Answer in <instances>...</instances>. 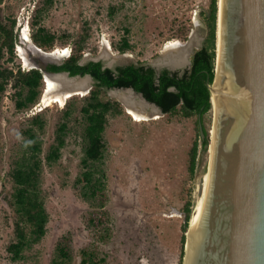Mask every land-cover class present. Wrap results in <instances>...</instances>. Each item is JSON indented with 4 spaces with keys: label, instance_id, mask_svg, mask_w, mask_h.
I'll return each instance as SVG.
<instances>
[{
    "label": "rangeland",
    "instance_id": "1",
    "mask_svg": "<svg viewBox=\"0 0 264 264\" xmlns=\"http://www.w3.org/2000/svg\"><path fill=\"white\" fill-rule=\"evenodd\" d=\"M38 2L0 0V11L17 19L16 56L9 66L25 70L31 67L24 64L28 46L20 37L26 27L31 36V17ZM209 2L54 0L42 24L59 36L71 35V38L78 36L84 27L88 28L90 38L82 57L84 62L98 58L105 63L114 62L115 66L137 62L155 64L168 41H187L175 37L179 28L189 29L188 38L193 37L195 49L204 45ZM124 36L130 40L132 49L120 53L114 44ZM65 47L70 52L71 41ZM113 92L104 88L101 97L120 101ZM42 96L36 106L24 112L16 111L9 96L0 102V264H50L56 256L57 243L64 236L70 240V264H179L181 259L183 262L184 210L190 204L192 216L202 178L209 169L213 108L203 117L210 144L205 148L199 139L198 164L191 173L189 151L197 139V117L183 118L167 113L139 122L127 113L120 101L124 113L108 115L104 160L95 165L105 172L106 197L101 209L97 201L92 204L82 198V184L76 183L84 171V126L79 114L83 96H73L77 110L69 122L61 158L52 164L45 161V154L54 142L62 110L73 97L63 106L55 103L45 106L41 103ZM37 114L44 122L38 137L42 141L41 184L49 223L45 237L26 250L22 259L13 260L7 251L15 240L13 211L7 200L13 191L8 172L13 160L25 152L27 136L23 131L37 127L31 122ZM84 250L92 254V262L83 263L87 258Z\"/></svg>",
    "mask_w": 264,
    "mask_h": 264
},
{
    "label": "trees",
    "instance_id": "2",
    "mask_svg": "<svg viewBox=\"0 0 264 264\" xmlns=\"http://www.w3.org/2000/svg\"><path fill=\"white\" fill-rule=\"evenodd\" d=\"M218 2L210 0L206 12L207 37L205 43L196 49L191 57V65L182 73L162 69L159 73L143 62L130 63L117 66L115 69L105 67L101 61H89L81 64L85 49L90 38L88 28L75 38L72 36H59L42 24L44 14L53 6L54 0H39L33 11L30 27L31 39L35 45L44 51H53L58 45L65 47L72 43L71 54L62 65L51 66L53 71H67L71 76L90 74L97 82L90 93L83 96L79 114L83 120L84 157L82 166L84 171L76 180L77 185L82 184L81 196L92 204L97 201L101 209L105 206V172L96 168L102 163L106 150L104 132L108 124V115H121L124 106L116 99H103V89L132 87L142 93L144 98L158 105L165 114L180 115L183 118L203 117L212 109L211 92L209 86L215 77L217 55V23ZM17 19L0 11V102L6 97L13 101L16 111H28L36 106L44 89V74L40 69H22L20 66H9L16 56V46L19 35L16 31ZM129 33V30L126 29ZM189 29L179 28L175 37L186 41ZM72 39V40H70ZM120 53L132 49L127 36L114 44ZM77 110L76 97L71 98L62 110V117L55 131L54 142L45 154L48 164L57 162L62 155L66 143V134L69 122ZM31 126L23 131L27 136V147L20 158L13 160L8 178L13 186L8 204L13 211L15 240L7 247L13 260L24 257V252L39 243L47 233L49 212L43 197L41 174L44 161L41 157L42 141L38 131L44 127L40 114L34 115ZM205 137L202 138L198 128L197 139L189 151V171L195 172L199 157V139L201 145L207 148L210 136L204 126ZM192 208L190 204L184 210L185 222L182 226L181 238L182 254L186 241V231L191 219ZM106 213V212H103ZM69 238L62 237L56 246V256L50 264H70L72 260ZM87 256L83 263L92 262V254L83 251ZM182 259L179 264H182Z\"/></svg>",
    "mask_w": 264,
    "mask_h": 264
},
{
    "label": "water",
    "instance_id": "3",
    "mask_svg": "<svg viewBox=\"0 0 264 264\" xmlns=\"http://www.w3.org/2000/svg\"><path fill=\"white\" fill-rule=\"evenodd\" d=\"M217 26L215 77L209 86L211 102L215 94L214 152L210 177L202 178L198 205L185 233L183 264H264V0H220ZM184 44H189L187 50H165L159 61L150 65L158 73L165 68L182 73L190 67L196 50L192 36ZM33 46L35 63L29 69H40L53 78L86 81L83 93L76 94L70 86L58 91L63 95L90 93L97 82L90 74L49 73L46 63L51 60L45 56L53 51ZM184 51L182 63L166 61ZM113 63H105V67L114 69ZM108 90L134 93L155 113L165 114L132 87ZM199 120L204 138L201 116Z\"/></svg>",
    "mask_w": 264,
    "mask_h": 264
},
{
    "label": "bare ground",
    "instance_id": "4",
    "mask_svg": "<svg viewBox=\"0 0 264 264\" xmlns=\"http://www.w3.org/2000/svg\"><path fill=\"white\" fill-rule=\"evenodd\" d=\"M219 4H220V0H219ZM21 41L26 45L29 46L27 48V50L30 48L35 49V47L33 46V41L30 37V33L28 32L27 27L24 28L21 32ZM185 42H181L179 40H170L168 41L163 49V52L165 50L168 49H173V48H179L183 47L184 49H188L189 48V44H184ZM219 48H220V42H219ZM186 49V50H187ZM19 51L22 52V49L19 48ZM69 52V48L66 47H62V48H56L53 50V52L49 55H46L45 58L51 61H57L61 58H64ZM24 54V52H23ZM24 58V57H23ZM116 59V58H114ZM185 59V51L184 53L181 52L179 53V55H177V57L175 58H170L167 59L166 61L171 63V64H178V63H182ZM33 63V62H32ZM24 64L25 66H31L32 64L30 63V61L27 60V58H24ZM217 73H218V69H217ZM44 83H45V93L42 96V100L41 103L45 106H50L52 104H58L60 106H63L65 104V100H68V98L71 97L70 94L68 95H63L60 92H58L61 88L64 87H75V93L76 94H80L83 93L82 91V86H84V84L86 83L85 80H81V82L79 81H72L69 79L64 78L63 76H56V77H51L49 75H45L44 76ZM216 85V83H215ZM214 90H215V86H214ZM113 94L120 99L123 104L125 105L126 111L127 113L136 121H144L147 120L149 117H153L154 119H157L160 117V115L158 113L154 112V108L149 105L148 103H146L142 98L138 97L136 94L131 93V92H126V91H115L113 92ZM66 98V99H65ZM214 100H215V94H213V98H212V108H213V112H214V118H215V106H214ZM212 138L213 140H215V126H213V130H212ZM209 152H210V159L213 156V152H214V146L211 144L209 147ZM210 177L209 171L206 172V174L204 175V178L206 180H208ZM198 205V200L197 203L195 205L194 208V212L197 208ZM193 212V214H194ZM192 214V216H193ZM192 216L190 219V223L192 221Z\"/></svg>",
    "mask_w": 264,
    "mask_h": 264
},
{
    "label": "flooded vegetation",
    "instance_id": "5",
    "mask_svg": "<svg viewBox=\"0 0 264 264\" xmlns=\"http://www.w3.org/2000/svg\"><path fill=\"white\" fill-rule=\"evenodd\" d=\"M20 39H21V37H20ZM26 54H27V59L30 61V63L33 65L35 62L33 61V59H32V51L31 50H26ZM70 54H71V49H70V52L67 54V56H66V58L67 57H69L70 56ZM89 61H95L94 59H91V60H87V61H80V63L81 64H86L87 62H89ZM99 61H101L102 62V64H103V68H105V62L103 61V60H99ZM33 62V63H32ZM65 62V59L64 58H61V59H59V60H57V61H51V62H47L46 63V70L49 72V73H59V72H64V71H53V70H51L50 69V67L51 66H54V65H62L63 63ZM147 65H150V64H147ZM117 66H120V65H116L115 66V68L117 67ZM114 68V69H115ZM65 72H67V71H65Z\"/></svg>",
    "mask_w": 264,
    "mask_h": 264
}]
</instances>
